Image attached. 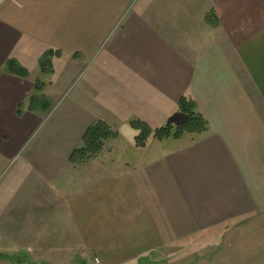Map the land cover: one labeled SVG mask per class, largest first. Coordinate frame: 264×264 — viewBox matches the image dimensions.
Returning <instances> with one entry per match:
<instances>
[{
	"label": "crops",
	"instance_id": "1",
	"mask_svg": "<svg viewBox=\"0 0 264 264\" xmlns=\"http://www.w3.org/2000/svg\"><path fill=\"white\" fill-rule=\"evenodd\" d=\"M98 59L92 79L107 87L92 86L101 114L82 133L97 121L118 133L133 120L151 131L176 127L182 98L207 131L151 135L143 148L134 137L123 160L113 156L121 136L109 142L112 152L94 159L99 171L68 195L72 219L57 223L69 236L56 243L71 240L77 255L63 246L47 257L264 264V0H0V111L10 105L11 118L24 78L8 62L53 78Z\"/></svg>",
	"mask_w": 264,
	"mask_h": 264
},
{
	"label": "rangeland",
	"instance_id": "2",
	"mask_svg": "<svg viewBox=\"0 0 264 264\" xmlns=\"http://www.w3.org/2000/svg\"><path fill=\"white\" fill-rule=\"evenodd\" d=\"M46 60L44 72L51 67L49 58ZM95 61L86 67L81 64L77 73L71 66L57 69L53 78L38 76L32 67H28L29 71L24 69L27 75L21 85L22 93L15 99L19 117L11 118L10 105L5 113L0 111V130L5 129L0 135V264H73L78 258L73 261L65 257L58 263L47 257V251L68 246L70 253L77 255L78 244L71 240L67 245L56 243L69 236L57 223L72 219L67 210L68 195L76 194L94 176V171H99L100 162L94 159L114 149L109 146L114 140H109L103 142L96 155L74 163L68 160L75 149L83 147L80 137L87 120L101 114L100 96L92 86L100 91L107 86L102 82L101 88L100 80L92 79L102 64L100 59ZM50 86L58 89L57 97L46 95L52 90L47 89ZM6 98V104L14 102L10 93ZM182 121L179 116L177 122ZM130 128L122 126L119 133L111 130L117 136L115 140L119 136L122 139L115 144L114 157L123 155V160L132 155L128 144L137 135ZM51 232L56 233L54 237ZM46 237H52L54 243H47ZM88 256L86 264H93V256Z\"/></svg>",
	"mask_w": 264,
	"mask_h": 264
},
{
	"label": "trees",
	"instance_id": "3",
	"mask_svg": "<svg viewBox=\"0 0 264 264\" xmlns=\"http://www.w3.org/2000/svg\"><path fill=\"white\" fill-rule=\"evenodd\" d=\"M206 22L212 26H216V22H211L210 17L206 18ZM46 56L41 61L42 71L47 65ZM48 67V66H47ZM8 68L14 69L15 74L25 78L27 73L24 69L18 67L13 61L8 62ZM178 111L184 116V121L176 127L166 125L155 131H151L143 123L136 121L130 124V127L138 132L135 137V145L143 148L146 140L152 135L154 139L162 141L172 138L177 140L185 134H202L207 131V122L197 112L195 103L182 98L178 102ZM19 114V110L17 109ZM116 134L111 131L110 127L105 123L98 121L89 126L81 137V149H75L69 156L68 160L72 163L81 161L91 155H96L101 151L103 142L115 140Z\"/></svg>",
	"mask_w": 264,
	"mask_h": 264
},
{
	"label": "built area",
	"instance_id": "4",
	"mask_svg": "<svg viewBox=\"0 0 264 264\" xmlns=\"http://www.w3.org/2000/svg\"><path fill=\"white\" fill-rule=\"evenodd\" d=\"M93 264H99V261L95 259Z\"/></svg>",
	"mask_w": 264,
	"mask_h": 264
}]
</instances>
